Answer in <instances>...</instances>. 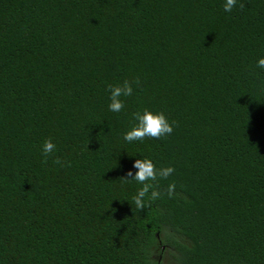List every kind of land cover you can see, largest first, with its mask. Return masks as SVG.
Wrapping results in <instances>:
<instances>
[{"label":"trees","instance_id":"16d2710c","mask_svg":"<svg viewBox=\"0 0 264 264\" xmlns=\"http://www.w3.org/2000/svg\"><path fill=\"white\" fill-rule=\"evenodd\" d=\"M224 3L0 0V264H264V0ZM145 109L173 133L125 141Z\"/></svg>","mask_w":264,"mask_h":264},{"label":"clouds","instance_id":"9594fccd","mask_svg":"<svg viewBox=\"0 0 264 264\" xmlns=\"http://www.w3.org/2000/svg\"><path fill=\"white\" fill-rule=\"evenodd\" d=\"M237 5V0H225L223 5L225 12H231ZM244 4L239 5L240 9L244 8ZM257 67L264 69V58H260L257 61ZM138 84L139 81H136ZM107 91L110 93L108 108L111 112L119 113L124 109V101L122 98L130 97L133 94L132 82L125 80L121 84L107 86ZM133 118L136 124L123 135V139L129 143L133 141H143L145 138L161 139L173 133V123H170L163 112L153 113L152 111L145 109L143 112H134ZM55 144L49 139L45 140L42 146V152L45 158L55 151ZM46 162V160H45ZM55 163L64 166V162L57 158ZM133 167L138 171L133 174L130 170L126 173L124 180H134L142 187H140L137 193L132 197L137 210L142 211L145 209V198L149 201L156 200L160 197V192L153 190L154 183L157 178L167 179L172 175L175 169L171 166L164 167L159 170L155 167L150 159H137L135 160ZM176 185L174 183L169 184L167 187V194L171 197L174 193Z\"/></svg>","mask_w":264,"mask_h":264}]
</instances>
